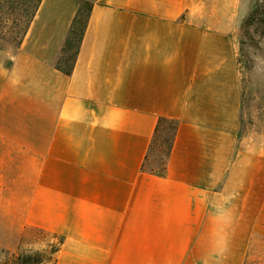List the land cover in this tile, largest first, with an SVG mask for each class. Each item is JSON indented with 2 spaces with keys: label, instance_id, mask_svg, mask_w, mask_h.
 <instances>
[{
  "label": "crops",
  "instance_id": "1",
  "mask_svg": "<svg viewBox=\"0 0 264 264\" xmlns=\"http://www.w3.org/2000/svg\"><path fill=\"white\" fill-rule=\"evenodd\" d=\"M41 0L0 48V162L20 210L61 237L53 264H242L264 243V136L238 141L237 0ZM177 122L147 167L159 118Z\"/></svg>",
  "mask_w": 264,
  "mask_h": 264
},
{
  "label": "rangeland",
  "instance_id": "2",
  "mask_svg": "<svg viewBox=\"0 0 264 264\" xmlns=\"http://www.w3.org/2000/svg\"><path fill=\"white\" fill-rule=\"evenodd\" d=\"M36 0H0V48L12 53L18 46L35 10ZM256 7L255 16H248ZM87 14L84 5L83 18ZM239 17L236 34V62L241 85V115L238 141L247 135L264 136V0H237ZM63 52V66L72 62L76 41ZM168 143L159 137L149 153L147 167L162 170ZM7 163L0 162V264H14L17 255L42 251L52 253L62 240L53 232L35 225V215L27 217L19 207L17 179H9ZM7 260V261H6ZM44 261L40 264H53ZM224 264V263H222ZM242 264H264V243L255 236L245 245Z\"/></svg>",
  "mask_w": 264,
  "mask_h": 264
},
{
  "label": "trees",
  "instance_id": "3",
  "mask_svg": "<svg viewBox=\"0 0 264 264\" xmlns=\"http://www.w3.org/2000/svg\"><path fill=\"white\" fill-rule=\"evenodd\" d=\"M40 1L41 0H36L35 10L37 9ZM84 5H87V14L83 18ZM89 9H90V3L88 1L81 0L79 2L78 10H77L76 15H75V17H74V19L72 21L71 26H70L68 35H67V37L65 39V42H64V45H63V48H62V51H61V55H60V57H59V59H58V61L56 63L57 69L61 70L65 74H70L71 71H72L74 59H75L79 44H80L81 39H82L84 28L86 26ZM35 10H34V12L32 14V17H33V15L35 13ZM255 13H256V7H255V9H253L251 11V13L249 14L248 18L252 19L255 16ZM32 17H31V19H32ZM74 39L76 41V47H75V52H74V55H73V58H72V62L68 66H63L62 65V62H63V57H62L63 55L62 54H63L64 51H66L67 49H70L73 46V43H74L73 40ZM20 42H21V40H20ZM176 127H177L176 120L168 119V118H164V117L159 118V120L157 122V125H156V128H155V133H154V136H153V140H152L150 148H149V152L153 148V145L156 143L157 139L159 137H161L163 143H168L167 151L165 152V157L167 158V156L169 155L173 140H174ZM164 168H165V164H164L163 169ZM60 243H61V241L59 242V244L56 247H53L52 253H55L58 250V248L60 246ZM54 259H55L54 257L46 255L42 251H35V252H31V253H23V254L17 255L14 258H12L11 260H13L12 262L14 264H40V263H42L44 261H52Z\"/></svg>",
  "mask_w": 264,
  "mask_h": 264
}]
</instances>
